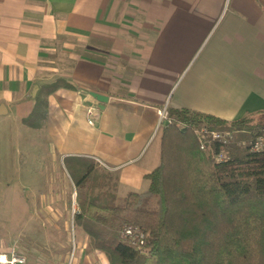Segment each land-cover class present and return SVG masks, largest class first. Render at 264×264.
<instances>
[{"label": "crops", "instance_id": "crops-1", "mask_svg": "<svg viewBox=\"0 0 264 264\" xmlns=\"http://www.w3.org/2000/svg\"><path fill=\"white\" fill-rule=\"evenodd\" d=\"M60 75L75 87L49 95L44 128L23 125L34 85ZM164 107L228 120L264 110V0H0V120L42 142L26 200L46 220L68 217L65 158L117 174L120 195L145 190ZM80 237L85 263L108 264Z\"/></svg>", "mask_w": 264, "mask_h": 264}, {"label": "trees", "instance_id": "trees-1", "mask_svg": "<svg viewBox=\"0 0 264 264\" xmlns=\"http://www.w3.org/2000/svg\"><path fill=\"white\" fill-rule=\"evenodd\" d=\"M75 86L65 76L34 85L31 111L22 118L45 127L48 97ZM159 127V162L143 191L118 193L117 174L89 157L64 159L76 191L75 229L86 235L85 253L102 252L108 264H264V110L224 119L169 107ZM231 131L227 144L200 130ZM225 150L227 158L218 160ZM125 225L145 232L139 247L123 237Z\"/></svg>", "mask_w": 264, "mask_h": 264}, {"label": "rangeland", "instance_id": "rangeland-1", "mask_svg": "<svg viewBox=\"0 0 264 264\" xmlns=\"http://www.w3.org/2000/svg\"><path fill=\"white\" fill-rule=\"evenodd\" d=\"M39 145L41 141L26 142L6 118L0 120V252L15 249L26 257V264H89L82 255V231L73 224V207L78 209L75 189H67L65 220H46L43 206H31L26 200L32 191L28 170L45 158ZM41 181L40 177L31 184L41 186Z\"/></svg>", "mask_w": 264, "mask_h": 264}, {"label": "built area", "instance_id": "built-area-1", "mask_svg": "<svg viewBox=\"0 0 264 264\" xmlns=\"http://www.w3.org/2000/svg\"><path fill=\"white\" fill-rule=\"evenodd\" d=\"M96 107H89L88 114H89V122H93V114L96 112ZM168 110L166 107L159 110V121L157 124V130L159 129L160 125L167 121ZM209 134L210 140H219L223 144L229 143L232 133L231 131H220V130H210L208 131L205 127L200 130L201 135V148H206L208 142L204 140V135ZM251 146L253 149L260 150L264 148V135L257 136L254 140L251 141ZM228 152L225 150H221L217 154L218 160H224L227 158ZM108 167V166H107ZM76 192V191H75ZM76 194V193H75ZM77 211V208L73 207V215ZM123 237H128L132 240V243L137 244L139 247L144 243V236L145 232L143 228L138 225H125L122 229ZM27 259L25 256L18 253L15 249H11L9 251L0 252V264H26Z\"/></svg>", "mask_w": 264, "mask_h": 264}, {"label": "water", "instance_id": "water-1", "mask_svg": "<svg viewBox=\"0 0 264 264\" xmlns=\"http://www.w3.org/2000/svg\"><path fill=\"white\" fill-rule=\"evenodd\" d=\"M90 93L92 96H94L95 98H97L101 102L100 108H103L104 107L103 103L108 100V96H105L103 94H100V93L94 92V91H91ZM166 123H167V121H166Z\"/></svg>", "mask_w": 264, "mask_h": 264}]
</instances>
